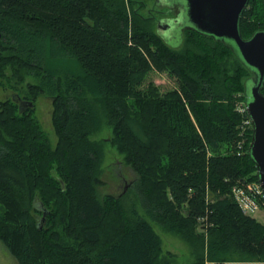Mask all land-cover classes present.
<instances>
[{
	"label": "trees",
	"instance_id": "trees-1",
	"mask_svg": "<svg viewBox=\"0 0 264 264\" xmlns=\"http://www.w3.org/2000/svg\"><path fill=\"white\" fill-rule=\"evenodd\" d=\"M148 4L0 0V86L15 95L0 101V241L19 264H171L127 193L100 190L106 140L93 136L106 127L143 210L193 246L192 264H264V225L233 197L235 185L258 182L252 130L242 135L234 103L249 96L252 72L193 27L171 47ZM240 28L245 39L264 31V0L249 1ZM153 70L179 87L142 88ZM29 77L37 82L22 95ZM43 95L53 100L56 147L34 117Z\"/></svg>",
	"mask_w": 264,
	"mask_h": 264
},
{
	"label": "rangeland",
	"instance_id": "rangeland-1",
	"mask_svg": "<svg viewBox=\"0 0 264 264\" xmlns=\"http://www.w3.org/2000/svg\"><path fill=\"white\" fill-rule=\"evenodd\" d=\"M169 1L170 4L174 2L184 1V0H164ZM154 0H149V4L145 8V11L150 13L151 17L156 14L154 10ZM165 10V9H163ZM166 11V10H165ZM172 13H160L162 17H173L174 11ZM143 13V12H142ZM158 17H154L158 19ZM157 32L163 37V39L173 48H180L183 43V29L178 26L172 29L170 32L163 34L159 29ZM162 33V34H161ZM73 71H76V67H72ZM35 83L37 80L33 77H29L24 85H19L17 88L25 95L24 92L27 91V83ZM179 78L176 75L170 74L169 72H158L151 71L143 85L142 88H146L149 84L159 88V92L165 93L167 91L176 89L179 87ZM248 87L251 89V82H248ZM11 99L15 101L13 89H6L0 86V101H5ZM234 103L236 111L239 113L241 107L244 104V99L242 93L234 96ZM34 117L37 119L42 129L48 136L50 143L53 147H56L58 138L53 125V100L48 96H41L36 101V107L34 110ZM244 121V118H243ZM247 131L246 129H243ZM94 140H106L104 143L105 148V158L101 171V179L103 181V186L101 187L102 194H112L116 196L125 195L124 202L125 205L129 207H135L138 210L140 216L149 220L155 231L161 236L163 241V258L168 260L171 264H192L194 261V256L192 254L193 246L190 243L184 241L180 236L172 232L167 231L165 228L161 227L147 216L146 212L141 206V200L137 197L136 192L133 188V182L137 179L136 174L133 170L127 166L124 162V156L121 155L117 149L111 144V130L110 127H106L100 132L93 136ZM135 205V206H134ZM254 219L264 225V209L258 210L256 213L251 215ZM198 233L205 236V244L208 243V233L205 228L201 227L198 229ZM197 247V245H194ZM205 247V246H204ZM0 264H19L18 261L9 253L4 244L0 241Z\"/></svg>",
	"mask_w": 264,
	"mask_h": 264
},
{
	"label": "water",
	"instance_id": "water-1",
	"mask_svg": "<svg viewBox=\"0 0 264 264\" xmlns=\"http://www.w3.org/2000/svg\"><path fill=\"white\" fill-rule=\"evenodd\" d=\"M250 0H185L189 24L201 33L223 41L237 52L252 72V88L245 106L253 123L250 156L257 166L258 183L264 191V31L245 39L241 34L240 19ZM162 2V3H161ZM165 6L166 3L160 0ZM176 20L165 23L158 29L163 32L176 24ZM162 34V33H161ZM249 86V85H248ZM15 96V95H14ZM24 101L20 102L22 107ZM29 105L33 107V103Z\"/></svg>",
	"mask_w": 264,
	"mask_h": 264
},
{
	"label": "built area",
	"instance_id": "built-area-1",
	"mask_svg": "<svg viewBox=\"0 0 264 264\" xmlns=\"http://www.w3.org/2000/svg\"><path fill=\"white\" fill-rule=\"evenodd\" d=\"M239 112L245 117L242 125V135L244 136L246 131L243 129L249 130L252 123L247 115V108L245 104H243ZM245 142V137L239 141L238 148L240 155L244 153L242 150ZM233 197L236 199L242 211L246 215H253L258 210L264 209V191L256 182H240L235 185L233 187Z\"/></svg>",
	"mask_w": 264,
	"mask_h": 264
},
{
	"label": "flooded vegetation",
	"instance_id": "flooded-vegetation-1",
	"mask_svg": "<svg viewBox=\"0 0 264 264\" xmlns=\"http://www.w3.org/2000/svg\"><path fill=\"white\" fill-rule=\"evenodd\" d=\"M165 6L163 4L160 3V0H154V10L153 12L156 14L155 16H152L151 18H154V17H158V15L160 13L162 14H165V13H172L171 10H173L175 13L173 14L174 16L173 17H162L163 15H159V18L157 19L156 21V27L158 29V26L159 24L163 23V25L165 23H169L170 21L172 20H176L177 23L176 24H173L171 26V28H169L168 30H166L164 33H168L170 32L172 29L174 28H177L178 26L182 27L183 29V33L185 31L186 28H191V24H189V21L187 19V16L185 14L186 12V3H185V0L184 1H179V2H174L172 4H170L169 1H164ZM165 9V10H163ZM163 25L161 27H163Z\"/></svg>",
	"mask_w": 264,
	"mask_h": 264
}]
</instances>
